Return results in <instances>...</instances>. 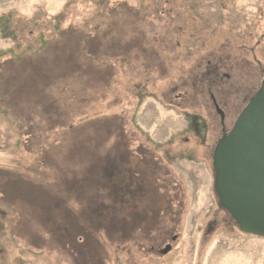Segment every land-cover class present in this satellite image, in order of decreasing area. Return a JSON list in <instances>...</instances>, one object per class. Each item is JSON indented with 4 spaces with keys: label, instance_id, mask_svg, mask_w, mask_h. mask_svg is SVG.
<instances>
[{
    "label": "rangeland",
    "instance_id": "1",
    "mask_svg": "<svg viewBox=\"0 0 264 264\" xmlns=\"http://www.w3.org/2000/svg\"><path fill=\"white\" fill-rule=\"evenodd\" d=\"M263 73L264 0H0V264H264L209 157Z\"/></svg>",
    "mask_w": 264,
    "mask_h": 264
},
{
    "label": "water",
    "instance_id": "2",
    "mask_svg": "<svg viewBox=\"0 0 264 264\" xmlns=\"http://www.w3.org/2000/svg\"><path fill=\"white\" fill-rule=\"evenodd\" d=\"M212 102L223 126L224 113ZM212 165L220 207L241 233L264 239V80L215 145Z\"/></svg>",
    "mask_w": 264,
    "mask_h": 264
},
{
    "label": "flooded vegetation",
    "instance_id": "3",
    "mask_svg": "<svg viewBox=\"0 0 264 264\" xmlns=\"http://www.w3.org/2000/svg\"><path fill=\"white\" fill-rule=\"evenodd\" d=\"M263 75V80H264V73L262 74ZM263 80L261 81V82H263ZM262 84V83H261ZM261 86V85H260ZM215 100V98L212 96V95H210V100H211V103H212V105H213V102H212V100L213 99ZM216 101V100H215ZM216 104H217V101H216ZM218 105V104H217ZM220 118V117H219ZM220 124H221V122H220ZM233 125L234 124H232V126L229 128V129H227L226 128V126H225V123L223 124V126H222V128H221V132H220V138L219 139H217V141L215 142V144L213 145V147H212V152H211V155L209 156L210 157V159L212 160V157H213V150H214V147H215V145L217 144V142L224 136V135H226V134H228L229 132H230V130L232 129V127H233ZM210 228V227H209ZM174 238H176V237H174ZM172 239V240H175V239ZM170 247V246H169Z\"/></svg>",
    "mask_w": 264,
    "mask_h": 264
},
{
    "label": "trees",
    "instance_id": "4",
    "mask_svg": "<svg viewBox=\"0 0 264 264\" xmlns=\"http://www.w3.org/2000/svg\"><path fill=\"white\" fill-rule=\"evenodd\" d=\"M105 0H101V2H104ZM100 2V1H99ZM106 3V2H105ZM106 5H108V2H107V4ZM254 95V94H253Z\"/></svg>",
    "mask_w": 264,
    "mask_h": 264
}]
</instances>
